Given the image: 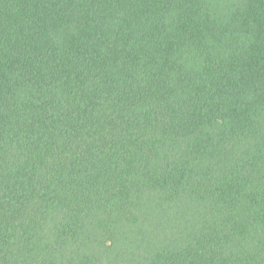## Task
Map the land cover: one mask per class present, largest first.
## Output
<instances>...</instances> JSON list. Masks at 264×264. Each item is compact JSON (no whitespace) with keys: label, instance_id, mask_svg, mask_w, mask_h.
Returning a JSON list of instances; mask_svg holds the SVG:
<instances>
[{"label":"trees","instance_id":"1","mask_svg":"<svg viewBox=\"0 0 264 264\" xmlns=\"http://www.w3.org/2000/svg\"><path fill=\"white\" fill-rule=\"evenodd\" d=\"M0 264H264V0H0Z\"/></svg>","mask_w":264,"mask_h":264}]
</instances>
